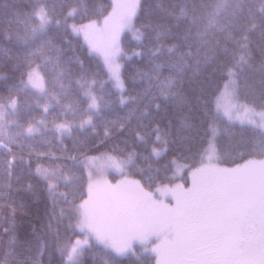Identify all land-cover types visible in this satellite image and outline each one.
Segmentation results:
<instances>
[{"label": "snow or ice", "instance_id": "6c2138e0", "mask_svg": "<svg viewBox=\"0 0 264 264\" xmlns=\"http://www.w3.org/2000/svg\"><path fill=\"white\" fill-rule=\"evenodd\" d=\"M108 8L0 0V199L27 175L45 185L50 205L30 238L21 242L15 224L3 229L0 264L46 256L51 264L53 254L57 264H86L93 253L101 264H149V253L157 264H264V0H112ZM89 51L102 55L111 92L85 63ZM121 60L139 66L129 74ZM209 124L213 139L191 186H154L153 163L190 151ZM231 153L243 163L220 167ZM109 169L147 178L113 184Z\"/></svg>", "mask_w": 264, "mask_h": 264}, {"label": "trees", "instance_id": "16d2710c", "mask_svg": "<svg viewBox=\"0 0 264 264\" xmlns=\"http://www.w3.org/2000/svg\"><path fill=\"white\" fill-rule=\"evenodd\" d=\"M26 3L27 0H24ZM112 0H96V5L98 12L102 15H106L107 12L104 11L105 8H108ZM150 4L158 3V0H149ZM110 11V8H108ZM102 18V16H101ZM122 41L129 44L131 48H135V43L131 41V37L122 36ZM81 44L83 45V40L81 38ZM126 51H129L128 48H125ZM83 49H81V52ZM129 51V55H130ZM81 58L84 59V56L81 55ZM3 59L0 57V70L7 72L6 68H3ZM86 64L97 73V79L100 81L101 85L111 92L114 89L109 77L106 75L107 69L104 65L103 60L99 55L94 52L89 51L87 54V59L85 60ZM122 66L127 67L128 73L131 74L135 67H138V61L132 60L124 61L122 60ZM123 71V68H122ZM227 83V77L224 76L222 79H217V84L219 86V91L216 93L219 95L223 90L224 86ZM106 98H112L111 96ZM243 103H247L245 100H241ZM81 108H86V104L79 105ZM39 118V117H38ZM163 124V122H161ZM239 126V123H235ZM213 135V126L209 124L206 128H201L199 133V140L190 145V151H184L182 153L173 151L159 158V163H153V169L158 171H153L150 174L155 178L156 184L154 186H160L161 184L172 185L181 181L185 185L191 182V171L195 167L200 166L201 159L204 157L203 148L207 147V143L211 141ZM65 143H69L67 140ZM55 151V148L52 149ZM108 149L101 148L100 152L107 151ZM243 149H240L239 152H243ZM100 152H89L91 156H97ZM146 155V154H145ZM248 158V157H245ZM170 161H176L185 166L184 174L182 178L177 179L175 172V164H170ZM225 163L221 165L224 166H235L236 163H243L237 153H231L226 157ZM44 163L47 166L46 162ZM35 165H33V168ZM141 168L144 167L143 164L140 165ZM128 175L134 180H140L142 183L147 177H142L139 174H135L128 170ZM3 181L0 180V183ZM32 187L29 188L28 186ZM63 190V189H62ZM9 192L12 193L11 198H9ZM50 208L46 198L45 185L38 181L33 176L24 175L21 177L19 183H13L11 189H4L3 198L0 199V259H3V249L7 244L8 237L3 234V229L8 228L10 224H15L16 226V235L19 240L22 242L25 238H30L29 234L35 229L37 231H42L44 225L46 224V212ZM139 249V248H138ZM24 256H28V252H24ZM148 254L149 264H156L155 257ZM121 264H134L135 257H121ZM58 256L53 254L51 257V264H57ZM43 264H49V258L44 257ZM86 264H101V257L96 253L90 254L87 258Z\"/></svg>", "mask_w": 264, "mask_h": 264}, {"label": "rangeland", "instance_id": "374dc122", "mask_svg": "<svg viewBox=\"0 0 264 264\" xmlns=\"http://www.w3.org/2000/svg\"><path fill=\"white\" fill-rule=\"evenodd\" d=\"M122 36H123V34H122ZM122 36H121V38H122ZM94 53H96V52H94ZM97 55H99L100 57H101V59L103 60V57H102V55L101 54H99V53H96ZM103 62H104V60H103ZM119 63L122 65V60L121 61H119ZM227 84V83H226ZM226 86V85H225ZM224 86V88H223V90L221 91V92H225L226 91V87ZM241 103H243L242 101H240ZM256 111L257 112H259L260 110L259 109H256ZM244 118V115H243V113H240L239 114V118H235L234 117V123H239L240 124V120L241 119H243ZM253 118H255V117H253ZM226 119V118H225ZM213 135H214V133H213ZM213 135H212V138H211V141H212V139H213ZM210 141V142H211ZM205 155V154H204ZM178 163V162H177ZM178 164H180V163H178ZM180 165H183V164H180ZM219 166L220 167H234V166H224V165H221V164H219ZM186 168H185V166L182 168V170L179 172V173H177L176 172V164H175V172H176V176H183V174H184V170H185ZM103 176H104V178L105 179H107L108 181H110L111 183H113V184H115V183H117L118 181H120V180H122V179H131V180H134V179H132V178H130L129 177V175H128V170H125L124 171V173L123 174H121V171L120 170H118V169H109V170H106L104 173H103ZM177 183H179V184H182V185H184L185 187H190L191 186V182L189 183V184H187V185H185L184 183H182L181 181H179V182H177ZM177 183H174V184H177ZM174 184H172V185H174ZM172 185H169V186H172ZM164 200H165V202L166 203H168L169 202V199L167 198V197H162ZM152 247H155V245H152ZM138 251H140V249H138ZM150 255H153L154 257H155V261H156V264H157V260L159 259V256L156 254V253H149Z\"/></svg>", "mask_w": 264, "mask_h": 264}]
</instances>
